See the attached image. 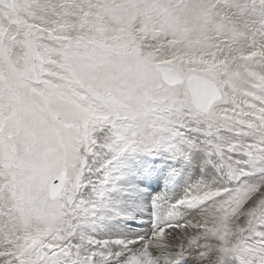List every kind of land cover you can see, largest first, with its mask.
<instances>
[{"label":"snow or ice","instance_id":"snow-or-ice-1","mask_svg":"<svg viewBox=\"0 0 264 264\" xmlns=\"http://www.w3.org/2000/svg\"><path fill=\"white\" fill-rule=\"evenodd\" d=\"M0 264H264V0H0Z\"/></svg>","mask_w":264,"mask_h":264}]
</instances>
